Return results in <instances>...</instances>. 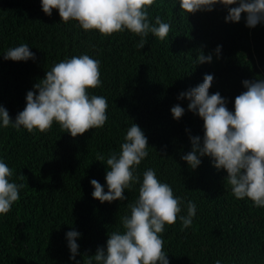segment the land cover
Here are the masks:
<instances>
[{"label":"trees","instance_id":"obj_1","mask_svg":"<svg viewBox=\"0 0 264 264\" xmlns=\"http://www.w3.org/2000/svg\"><path fill=\"white\" fill-rule=\"evenodd\" d=\"M179 2L155 0L148 8L150 25L159 17L170 32L163 41L149 33L139 49L141 38L127 30L103 37L76 21L61 22L58 10L45 15L41 0H0V106L13 123L34 85L54 64L73 56L101 62L102 87L89 94L108 101L104 127L75 138L55 122L47 133L34 134L0 126V160L13 170L11 182L23 185L19 201L0 217V264H87L98 248L106 250L108 233L123 232L121 217L130 215L127 204L138 199L140 184L126 189L123 201L101 203L92 196L91 181L107 193L106 160L119 153L132 123L149 147L135 170L140 181L152 168L181 199V215H187L188 201L196 205L191 227L182 230L179 220L165 226L169 264H264V208L237 200L226 170L216 169L211 158L200 157L196 169L182 159L192 151L190 137H199L202 146L204 121L188 110L187 99H178L212 75L209 94L219 92L234 112L235 98L246 91L243 82L264 80V21L248 28L242 14L239 23H225L228 10L220 4L212 12L187 15ZM22 43L34 60L4 59L9 48ZM201 52L212 56L211 63H197ZM177 104L184 109L179 120L171 114ZM97 153L105 160L97 161ZM72 230L80 234L75 260L66 238Z\"/></svg>","mask_w":264,"mask_h":264},{"label":"clouds","instance_id":"obj_2","mask_svg":"<svg viewBox=\"0 0 264 264\" xmlns=\"http://www.w3.org/2000/svg\"><path fill=\"white\" fill-rule=\"evenodd\" d=\"M155 0H41L42 11L51 17L58 10L61 22H78L85 31H98L103 37L129 31L141 39L136 45L143 49L149 33L161 41L168 37L170 24L156 17L150 25L148 8ZM220 4L228 10L225 23H239L246 14V26L255 28L264 21V0H180V9L188 14L212 12ZM221 47L216 54L219 56ZM5 60L14 62L34 60L27 43L9 48ZM197 63H211L212 56L202 52ZM101 62L89 55L73 56L54 64L43 80L34 85V91L26 95V107L13 123L8 111L0 106V126L21 127L29 133H47L53 123L73 138L92 129L103 128L108 120V101L99 95H90V89L102 87ZM212 75H205L203 83L178 99L189 101L188 110L195 112L204 121V137L201 146L199 137H190L192 151L182 159L196 169L200 157L211 158L216 169L227 172V184L237 200L249 199L257 208H264V80L243 82L246 91L234 102V112L228 110L220 93L209 94ZM38 91V95L36 92ZM171 114L179 120L184 109L173 106ZM148 140L141 128L132 123L127 129L120 151L110 153L106 160V184L108 191L96 180L92 196L101 203L123 201L124 192L139 183L138 199L127 204L130 215L121 217L123 232L108 233L106 250L98 248L96 255L87 257V264H169L164 251L162 234L165 226H174L179 220L182 230L192 226L196 205L187 203V215H181L182 201L176 197L172 187L162 183L152 168L143 173L142 182L135 170L148 156ZM97 161L105 156L97 153ZM13 170L0 160V217L6 216L14 203L20 199L22 184L11 182ZM75 230L66 234L70 259L78 253ZM215 264H221L220 260Z\"/></svg>","mask_w":264,"mask_h":264}]
</instances>
